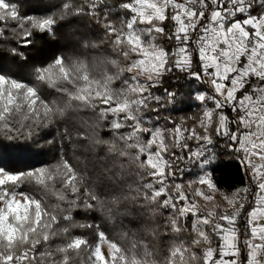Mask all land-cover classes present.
<instances>
[{
	"label": "snow or ice",
	"instance_id": "6c2138e0",
	"mask_svg": "<svg viewBox=\"0 0 264 264\" xmlns=\"http://www.w3.org/2000/svg\"><path fill=\"white\" fill-rule=\"evenodd\" d=\"M22 2L0 0V57L28 64L37 39L52 43L67 16H87L103 35L82 46L110 49L115 58L95 59L116 71L98 78L59 52L31 80L0 72V139L56 149L55 162L0 167V264H264V0H121L115 19L112 0H67L50 15ZM182 81L198 87L182 92ZM193 96L199 114L165 115ZM221 144L247 178L225 195L227 209L205 170ZM185 160L203 171L187 183L191 196L176 182ZM164 212L166 231L187 239L173 238L163 259L150 243L109 239L108 224Z\"/></svg>",
	"mask_w": 264,
	"mask_h": 264
},
{
	"label": "trees",
	"instance_id": "16d2710c",
	"mask_svg": "<svg viewBox=\"0 0 264 264\" xmlns=\"http://www.w3.org/2000/svg\"><path fill=\"white\" fill-rule=\"evenodd\" d=\"M63 2H67V0H23L21 10L24 13L33 15H50L52 13H59ZM112 2L116 5V7L113 8V18L115 19L118 15L122 14L118 7L121 0H112ZM102 35V29L90 21L87 16L69 15L56 28V36L49 38L53 41L52 43L37 39L36 47L32 49L33 55L28 64L14 61L11 57H0V72L16 76L20 79L31 80V69L36 64L44 62L45 58H50L59 52H64L67 55L86 60L91 66L93 74L98 78L105 72L113 74L116 71L115 68L111 65L99 63L95 59L97 57L115 58L110 49L106 47L93 49L91 47L84 48L82 46L84 41H88L89 43H99ZM181 83L184 85L181 91L185 93L189 90L194 92L196 87H198L196 82L191 83V85L185 81H182ZM113 86L119 87L120 82H114ZM45 92L50 93L51 90L45 89ZM49 98H51V95H49ZM169 107H171V105H169ZM177 107L182 110L165 113V115H171L179 120L184 117H190L193 114H199V102L195 101L194 96L186 104H178ZM82 115L87 116L89 114L82 113ZM189 123H191L190 120ZM101 134L105 135V138H111L110 135L104 132ZM0 137H2V133H0ZM25 142L26 141L23 138L15 141L0 139V167H5L8 170H24L30 169L34 166H40L38 162L41 160L49 163L55 162L56 149L51 145L44 144L43 141L34 145L35 152L24 151L14 147V145L24 144ZM27 143H31V141H27ZM214 151L216 153V159L214 160L212 167L215 168V171H211V168H209L210 175L212 176L214 183L217 185V189L226 195L231 193L235 187L246 183L247 178L244 175L243 166L237 165L233 154L225 150L222 144L219 147H216ZM42 152H46L47 155L39 154ZM68 154L71 155L70 149L68 150ZM125 164L128 171L134 173V165H131L127 161H125ZM180 168L183 169V173H178L176 182L183 183L185 185V192L191 196L193 188H189L187 183L188 181H192L194 179L192 167L189 162L185 160L180 165ZM129 180L130 182L134 180V176H130ZM51 202L54 203L55 201L53 200ZM215 202L219 204L220 208H222L218 199H215ZM212 207L213 205L211 202L206 203V209L211 210ZM167 215V212H164L163 216L158 213L152 221H148L147 218H143L138 224L133 225H128V220L124 219L123 224L128 225V228H126L128 231L130 229V232L138 233L140 238H144V240L150 242L151 245H154L157 248L159 256H162L166 255L168 245L173 238L176 240L187 239L185 234H178L174 236L166 231L163 226V217H166ZM76 219L84 220L85 217L78 215L76 216ZM97 222H100L99 219H97ZM145 224L158 230L155 237L146 234L142 230ZM106 229L109 234V239L119 243L122 247H127L128 240L126 244V239L122 235L125 231L121 228L119 220L115 225H106ZM74 234H81L91 238L90 234L86 230H75Z\"/></svg>",
	"mask_w": 264,
	"mask_h": 264
},
{
	"label": "rangeland",
	"instance_id": "374dc122",
	"mask_svg": "<svg viewBox=\"0 0 264 264\" xmlns=\"http://www.w3.org/2000/svg\"><path fill=\"white\" fill-rule=\"evenodd\" d=\"M215 159H216V158H215ZM189 164L191 165V167H192V172H193V174H194V179H193V180H195L199 175H202V174H203V171H202L200 168H198V167L196 166L195 163H189ZM134 167H135V166H134ZM205 170L208 171V172L210 173V171H209L210 169H209V168H207V169H205ZM195 187H196V185H194L193 188H195ZM200 187H202L203 191H205V192H211V190L208 189L207 186H200ZM212 194L214 195L215 199H218V200L220 201L222 208L227 209V208L229 207V205L227 204V202H226V200H225V198H224L225 195H224L222 192H220V191L217 189L216 191L212 192ZM195 199H196V202H197V203H199L202 207H204V208L206 209V203H207V202H206L202 197L197 196V197H195ZM206 210H209V209H206ZM123 229H124V231H128L126 228H123ZM135 233H136V232H135ZM124 238L126 239V244H127V240H128L127 247L130 245V241H131L133 238L136 239V240H139V241H143V242H146V243H150V242L144 240V238H140V236H139L138 233H136L135 237H133V236L131 235V232H129V235H128L127 237L124 236ZM150 244H151V243H150ZM153 246H154V245H153ZM154 247H155V246H154ZM155 248H156V247H155ZM156 250H157V248H156ZM164 256H165V255L159 256V254H158L157 259H163Z\"/></svg>",
	"mask_w": 264,
	"mask_h": 264
}]
</instances>
